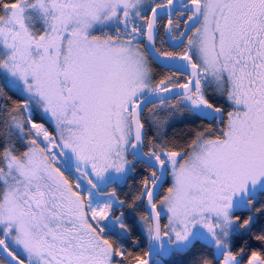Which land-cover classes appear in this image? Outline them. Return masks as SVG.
I'll list each match as a JSON object with an SVG mask.
<instances>
[{"label":"snow or ice","instance_id":"1","mask_svg":"<svg viewBox=\"0 0 264 264\" xmlns=\"http://www.w3.org/2000/svg\"><path fill=\"white\" fill-rule=\"evenodd\" d=\"M173 256L264 264V0H0V264Z\"/></svg>","mask_w":264,"mask_h":264},{"label":"trees","instance_id":"2","mask_svg":"<svg viewBox=\"0 0 264 264\" xmlns=\"http://www.w3.org/2000/svg\"><path fill=\"white\" fill-rule=\"evenodd\" d=\"M160 33H161V35L163 34L162 33V29H161ZM162 71H164V70L163 69H160V68H157L156 69V72L157 73H160ZM177 127H182V125L177 124ZM169 132H171V129H169ZM136 231H137V234L139 235V226L138 225L136 227ZM129 250L130 251H134V254L141 251V249H135V250H133L131 248ZM164 264H183V258L182 257H179V256L168 257V258H166L164 260Z\"/></svg>","mask_w":264,"mask_h":264},{"label":"flooded vegetation","instance_id":"3","mask_svg":"<svg viewBox=\"0 0 264 264\" xmlns=\"http://www.w3.org/2000/svg\"><path fill=\"white\" fill-rule=\"evenodd\" d=\"M166 20H167V17L164 18V19H162V20L160 21V24L162 25V24L166 23ZM161 29H162V33H163V28L161 27V28H160V31H161Z\"/></svg>","mask_w":264,"mask_h":264},{"label":"rangeland","instance_id":"4","mask_svg":"<svg viewBox=\"0 0 264 264\" xmlns=\"http://www.w3.org/2000/svg\"><path fill=\"white\" fill-rule=\"evenodd\" d=\"M165 222H166V218H165Z\"/></svg>","mask_w":264,"mask_h":264},{"label":"water","instance_id":"5","mask_svg":"<svg viewBox=\"0 0 264 264\" xmlns=\"http://www.w3.org/2000/svg\"><path fill=\"white\" fill-rule=\"evenodd\" d=\"M164 18H166V17H164Z\"/></svg>","mask_w":264,"mask_h":264}]
</instances>
